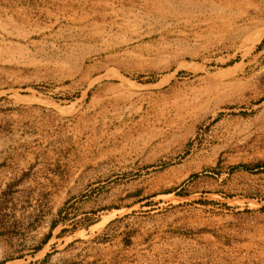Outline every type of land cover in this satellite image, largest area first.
Wrapping results in <instances>:
<instances>
[{"label": "rangeland", "instance_id": "rangeland-1", "mask_svg": "<svg viewBox=\"0 0 264 264\" xmlns=\"http://www.w3.org/2000/svg\"><path fill=\"white\" fill-rule=\"evenodd\" d=\"M0 264H264V0H0Z\"/></svg>", "mask_w": 264, "mask_h": 264}, {"label": "crops", "instance_id": "crops-1", "mask_svg": "<svg viewBox=\"0 0 264 264\" xmlns=\"http://www.w3.org/2000/svg\"><path fill=\"white\" fill-rule=\"evenodd\" d=\"M49 240H50V237H46V239L44 240V242H42V244H41L42 247H40L39 250H38L39 252L41 250H43V246H45L48 243ZM44 254H46V253H44Z\"/></svg>", "mask_w": 264, "mask_h": 264}, {"label": "trees", "instance_id": "trees-1", "mask_svg": "<svg viewBox=\"0 0 264 264\" xmlns=\"http://www.w3.org/2000/svg\"><path fill=\"white\" fill-rule=\"evenodd\" d=\"M242 168L250 169L247 165H241Z\"/></svg>", "mask_w": 264, "mask_h": 264}]
</instances>
